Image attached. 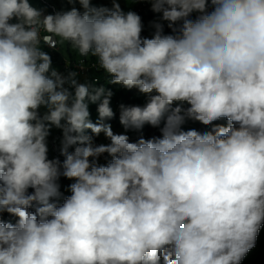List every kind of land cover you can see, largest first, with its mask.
I'll list each match as a JSON object with an SVG mask.
<instances>
[{
    "label": "clouds",
    "instance_id": "clouds-1",
    "mask_svg": "<svg viewBox=\"0 0 264 264\" xmlns=\"http://www.w3.org/2000/svg\"><path fill=\"white\" fill-rule=\"evenodd\" d=\"M39 2L0 0V264L248 263L264 0Z\"/></svg>",
    "mask_w": 264,
    "mask_h": 264
},
{
    "label": "trees",
    "instance_id": "trees-1",
    "mask_svg": "<svg viewBox=\"0 0 264 264\" xmlns=\"http://www.w3.org/2000/svg\"><path fill=\"white\" fill-rule=\"evenodd\" d=\"M48 1H49L51 4H54V5L59 6V5H61V3H62L64 0H48ZM29 2H30V4L34 7L35 4L40 5V2H41V1L39 2V0H29ZM60 11H64L63 7H61ZM43 50L46 51V52L50 55L48 49L45 48V49H43ZM72 59H73V58H72ZM97 75H98L99 77H102V74L99 73V72L97 73ZM87 83H88V81H87ZM90 84H92V85H94V86H96V87L104 86L106 89H110V90L112 91V93H113L112 96H116V95L114 94V91H113L112 88H111L112 86L109 85V84H104V83H102V82H99V83H97V84H93V83H90ZM112 96H111V97H112ZM98 103H99V102H97L96 104L98 105ZM148 126L151 127V125H148ZM159 131H160V128H159ZM94 141H95V139L93 138V143H94ZM52 202L57 203V204H61V203L55 202L54 200H52ZM246 264H264V234H263V236H262V239H261V241H260V245H259L258 249L252 254V256L250 257L248 263H246Z\"/></svg>",
    "mask_w": 264,
    "mask_h": 264
},
{
    "label": "rangeland",
    "instance_id": "rangeland-1",
    "mask_svg": "<svg viewBox=\"0 0 264 264\" xmlns=\"http://www.w3.org/2000/svg\"><path fill=\"white\" fill-rule=\"evenodd\" d=\"M34 7L37 8V9H39V10L42 9V8L40 7V5H38V4H35ZM194 14H195V13H194ZM148 24H149V23H148ZM149 30H150V31H153L151 28H149ZM60 46H61V48H62V55H63V56H67L68 53H69V48H68V47H70V46L67 45L66 43H65V44H60ZM71 50H72V49H71ZM77 54H78V53H77ZM78 55H79V54H78ZM141 98H142L144 101H146V100H148V95L142 93ZM90 104H91V102H89V112H91V110H90ZM98 118H99L98 111H94V114H90V119L93 120L94 122H97ZM105 123L110 124V125H111V128H117V127H120V126L123 127V125L120 123V120H118V121H116V122H108V121H106ZM99 135H100V137H105L104 140H103L104 143H106V142H111L110 139L107 138L106 135H105L103 132H101ZM59 191H61V190H59Z\"/></svg>",
    "mask_w": 264,
    "mask_h": 264
}]
</instances>
